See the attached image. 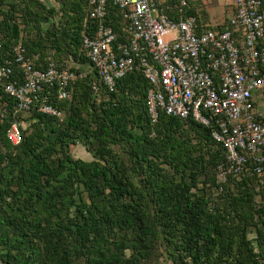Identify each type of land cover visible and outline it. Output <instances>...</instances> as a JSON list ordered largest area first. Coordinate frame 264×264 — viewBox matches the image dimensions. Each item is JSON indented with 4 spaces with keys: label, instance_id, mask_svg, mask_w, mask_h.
Listing matches in <instances>:
<instances>
[{
    "label": "trees",
    "instance_id": "16d2710c",
    "mask_svg": "<svg viewBox=\"0 0 264 264\" xmlns=\"http://www.w3.org/2000/svg\"><path fill=\"white\" fill-rule=\"evenodd\" d=\"M179 1L158 9L177 21ZM188 4L182 17L199 24ZM88 8V0H0V63L21 45L35 68L89 71L68 99L51 91L61 120L37 110L45 90L17 112L0 86V264H264V163L256 173L248 158L218 183L225 149L189 119L160 112L149 121L137 58L107 90L82 49L96 28ZM105 21L128 40L117 8L107 7ZM15 119L18 145L6 137ZM77 144L89 160L73 157Z\"/></svg>",
    "mask_w": 264,
    "mask_h": 264
},
{
    "label": "built area",
    "instance_id": "2783aa9c",
    "mask_svg": "<svg viewBox=\"0 0 264 264\" xmlns=\"http://www.w3.org/2000/svg\"><path fill=\"white\" fill-rule=\"evenodd\" d=\"M162 1L88 0V15L96 22L93 34L81 40L89 68L113 91L137 58L148 83L145 107L152 124L163 112L210 129L211 139L225 149L227 166L217 168L218 183H225L229 173L241 172L248 158L260 173L264 163V0H231V14L224 25L207 29L193 16L182 17L187 0L178 3L177 21L159 11ZM109 5L127 22L129 38L124 42H118L106 25ZM12 52V61L0 63V86L15 101L16 111H28L45 90L37 110L61 120V110L50 100L51 91L58 101L68 99L69 86L85 78L88 69L76 72L53 63L35 68L21 45ZM13 64L19 65V77L13 76ZM22 126L17 119L10 124L6 137L11 144H19Z\"/></svg>",
    "mask_w": 264,
    "mask_h": 264
},
{
    "label": "rangeland",
    "instance_id": "374dc122",
    "mask_svg": "<svg viewBox=\"0 0 264 264\" xmlns=\"http://www.w3.org/2000/svg\"><path fill=\"white\" fill-rule=\"evenodd\" d=\"M193 1L195 0H187V2L191 3L192 5L194 3ZM200 1L199 3L201 4H198L199 6L198 13L202 16L204 14L205 25L213 26L215 22L222 21L225 18L229 17L228 14L226 13V6L231 2V0H200ZM71 152L73 157L75 158H80L85 161L90 159V155L86 153V151L80 144H77L74 148H72Z\"/></svg>",
    "mask_w": 264,
    "mask_h": 264
},
{
    "label": "crops",
    "instance_id": "0c3cea01",
    "mask_svg": "<svg viewBox=\"0 0 264 264\" xmlns=\"http://www.w3.org/2000/svg\"><path fill=\"white\" fill-rule=\"evenodd\" d=\"M199 1L200 0H195V1H193L194 3H193V5L191 4V3H189L188 5L190 6V7H192L193 9H195L197 12L199 11V6H198V4H201V3H199ZM196 2H198V3H196ZM201 2V1H200ZM226 13L228 14V16H230V14H231V2L226 6ZM227 16V17H228ZM227 20V18H225L224 20H222V21H219V22H215V24L213 25V26H207V25H205V16H204V14H203V16L202 15H200V19H199V25H200V27L201 28H203V29H207V28H213V27H216V28H221L223 25H224V23H225V21Z\"/></svg>",
    "mask_w": 264,
    "mask_h": 264
}]
</instances>
